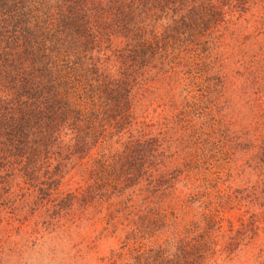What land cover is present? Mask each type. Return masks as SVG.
<instances>
[{
	"label": "trees",
	"instance_id": "obj_1",
	"mask_svg": "<svg viewBox=\"0 0 264 264\" xmlns=\"http://www.w3.org/2000/svg\"><path fill=\"white\" fill-rule=\"evenodd\" d=\"M41 211L99 264H264V0H0V228Z\"/></svg>",
	"mask_w": 264,
	"mask_h": 264
},
{
	"label": "rangeland",
	"instance_id": "obj_2",
	"mask_svg": "<svg viewBox=\"0 0 264 264\" xmlns=\"http://www.w3.org/2000/svg\"><path fill=\"white\" fill-rule=\"evenodd\" d=\"M76 187L73 181L63 189L75 191ZM43 212L32 218L28 226L17 222L1 225L0 264H99L100 258L108 256L117 247L116 240L105 237L97 239L96 235L85 234L82 238L71 230L63 232L47 228L43 222L49 218ZM238 213L226 212L225 228L230 223L237 225ZM25 230L28 232L23 234Z\"/></svg>",
	"mask_w": 264,
	"mask_h": 264
}]
</instances>
